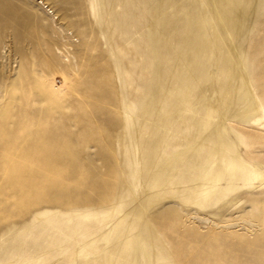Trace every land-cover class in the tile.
Wrapping results in <instances>:
<instances>
[{"label": "rangeland", "instance_id": "rangeland-1", "mask_svg": "<svg viewBox=\"0 0 264 264\" xmlns=\"http://www.w3.org/2000/svg\"><path fill=\"white\" fill-rule=\"evenodd\" d=\"M261 172L264 0H0V264H264Z\"/></svg>", "mask_w": 264, "mask_h": 264}, {"label": "bare ground", "instance_id": "bare-ground-1", "mask_svg": "<svg viewBox=\"0 0 264 264\" xmlns=\"http://www.w3.org/2000/svg\"><path fill=\"white\" fill-rule=\"evenodd\" d=\"M40 4H43V2H40ZM54 66V61L53 60H48L47 61V71H50L51 69H52V67ZM40 88V87H39ZM26 91V90H25ZM28 91V90H27ZM38 91V90H37ZM40 92H43L42 91V89L40 88V90H39ZM44 93V92H43ZM54 101V100H53ZM54 103V102H53ZM45 126H47V125H45ZM58 128V127H57ZM42 132H44L43 130H42ZM62 132V131H61ZM64 133V132H63ZM67 138V137H66ZM56 142V141H55ZM66 144V143H65ZM63 145V144H62ZM58 149H60V148H58ZM63 151V150H62ZM36 159V158H35ZM40 161V160H39ZM32 163V162H31ZM23 167V166H22ZM25 167V166H24ZM259 174H262V176H261V178L264 180V174L261 172V173H259ZM218 177H219V175L214 179V181H216L215 183L213 182V184H217V180H218ZM261 200V201H260ZM259 200V202H260V206L262 207V211H263V213H264V197L263 198H261Z\"/></svg>", "mask_w": 264, "mask_h": 264}]
</instances>
